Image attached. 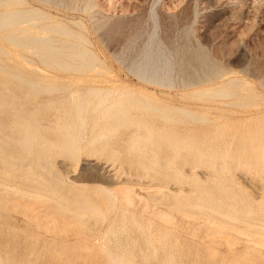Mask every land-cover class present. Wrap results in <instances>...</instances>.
<instances>
[{
    "label": "rangeland",
    "instance_id": "374dc122",
    "mask_svg": "<svg viewBox=\"0 0 264 264\" xmlns=\"http://www.w3.org/2000/svg\"><path fill=\"white\" fill-rule=\"evenodd\" d=\"M0 264H264V0H0Z\"/></svg>",
    "mask_w": 264,
    "mask_h": 264
},
{
    "label": "bare ground",
    "instance_id": "6f19581e",
    "mask_svg": "<svg viewBox=\"0 0 264 264\" xmlns=\"http://www.w3.org/2000/svg\"><path fill=\"white\" fill-rule=\"evenodd\" d=\"M19 13V12H18ZM19 15V14H18ZM19 17H21V16H19ZM51 38V37H50ZM37 39H39V38H37ZM47 40V39H46ZM45 46V45H44ZM53 61V60H52Z\"/></svg>",
    "mask_w": 264,
    "mask_h": 264
}]
</instances>
